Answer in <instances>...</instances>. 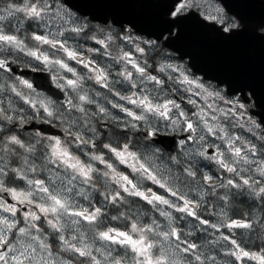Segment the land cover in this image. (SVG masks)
I'll return each instance as SVG.
<instances>
[{"label":"snow or ice","instance_id":"obj_1","mask_svg":"<svg viewBox=\"0 0 264 264\" xmlns=\"http://www.w3.org/2000/svg\"><path fill=\"white\" fill-rule=\"evenodd\" d=\"M201 3L202 0H175L164 15H170L176 19L165 20L164 23L167 25L165 30L171 33L172 28L179 27L181 22L191 14L190 10L199 8ZM105 5L110 6L109 8L135 6V4L128 3ZM216 12L217 15H209L206 19L222 26L218 31L227 34L221 35L222 40H231L245 34V24L241 26L234 19H226L223 8L216 9ZM18 13H22L29 20L38 22V28L46 29L45 34L33 31L30 36L26 37L34 42L33 47H29L25 38L10 34L2 26L3 21L15 17ZM66 16L67 13L64 12L63 6L53 8L49 0H23L19 6L12 3L5 8H0V72L11 70L8 59L3 57L5 52L9 55L13 52L24 53L47 66L58 67L72 73L73 78L55 77L54 79L58 81L57 87L68 89L74 95L69 96L64 104L58 107L57 103L50 99L38 102L33 100L22 91H17L15 85L8 86L0 83V92L7 87L33 109L37 111L42 109L48 118L67 117L69 128L65 131L71 144H75L78 150L82 146L96 148L93 138L85 136V133L89 132L92 136L96 135L97 130L92 127L93 120L102 116L104 119L116 122L117 117L112 116L108 108L90 95L89 90L84 88L83 82L86 79L94 80L109 92L114 89L109 83V75L105 68H101L95 61L85 57L79 50V46L69 45L68 40L74 35L82 34L87 25L72 20L70 16L66 19ZM240 19L245 20L243 16ZM56 21L60 22L59 27L56 31H52L50 25ZM224 24H227V27H223ZM169 38L172 40L185 39L183 29L181 28V31ZM258 38L264 40V36ZM124 39L130 42L132 40L129 36H125ZM191 39L195 41L196 38ZM107 40L111 41L112 37L108 36ZM97 43L105 48L108 47L104 39L97 40ZM141 43L151 48L157 47L153 41H141ZM44 45L47 49L42 50L41 46ZM88 51L96 52L99 49H88ZM135 51L143 54L145 48L137 43ZM56 53L62 54L63 58H54ZM105 54L110 55L107 52ZM183 54L189 55L188 52ZM118 59L126 62L124 70L118 75L132 89L151 82L154 89L159 86V91L163 92V80L148 71L146 61L142 66L129 52H122ZM67 61H75L83 65L89 74L81 76ZM129 64L136 74L135 77L133 71L127 69ZM166 70L179 73L178 83L186 86L185 91L191 93L187 103L192 105L195 111H186L174 99L153 95V89L147 87H144L143 91H131L127 95L115 92L120 101H126L134 107H126L123 103H113L112 107L118 108L120 112L125 113L127 118H130L123 122L125 127H135L137 122L147 121L151 117V119L165 121V126L173 132L177 128L187 132L188 135L178 142V146L185 148L189 143L192 144L191 148L183 152V155L190 159L185 166L181 167L179 173L174 174L173 172V167L180 163L176 156L168 157L166 163H157L161 160L159 148L145 147L143 150H133L136 146L131 142L122 145L117 143L116 146L112 143H103L102 148L106 149L120 164L127 165L132 172L137 174L135 182L128 175L118 172L113 163L106 160L103 154L89 151L85 153L88 159H82L72 150L68 140L55 136L42 137L37 134L39 140L36 144H25L17 135L0 136V192L9 193L17 204L27 206L22 218L17 219V205L0 199V264H73L72 260L64 259L60 251L53 250L52 244L48 242L49 235L58 241V248L61 251L84 258L81 264H216L215 256L200 251L203 244H197L189 239L194 235L192 231L184 232L176 225L177 217L173 215V211L181 214L180 219L192 218L195 221L192 227L205 233L209 229L219 232L221 228H226L231 232L234 229L253 231L258 227L262 234L261 238L264 240V217H258L253 213L248 219H232L227 211L235 196L260 200L262 202L261 211H264V158H255L256 153H264V143L257 148L256 144L231 134L224 123L237 114L243 116L248 105L241 102V98L226 100L225 94L218 90V87L206 85L199 79L191 78L177 65L161 64L159 71L165 72ZM61 80L63 82H59ZM219 80L221 84L231 81ZM231 82L235 87H230L229 91L237 87L236 81ZM19 83L32 89V84L27 80H20ZM244 87L251 89L248 95H256L250 84L244 83L240 90L243 91ZM193 97H198L199 100ZM221 103L230 107H221ZM89 105H95L96 111H90ZM237 110L241 111L237 113ZM9 111H16L11 103L7 109L0 106V121L12 122L18 119L21 124L26 122L22 116L8 114ZM73 112L77 115L72 116ZM248 123L250 132L260 127L254 120ZM72 127H78L81 130L73 132ZM240 127L244 125L241 124ZM3 131L4 128L0 126V133ZM146 135L154 136L156 133L153 131ZM208 137H215L221 143H209ZM258 139L264 142V135H260ZM45 140L46 143L43 142ZM209 148L215 151L210 154ZM17 149H23L25 155L20 156ZM38 150L40 157L36 156ZM13 156L20 159L19 167L10 166ZM33 157L41 159L39 166L34 163ZM200 158L215 162L219 169L232 174L233 178L220 180L208 173H203L198 177V169L194 170V164ZM93 161L104 165L105 170L101 171L92 163ZM52 165L57 167L53 168ZM40 172H46L47 178L38 179L29 176V174L38 175ZM257 175L260 177L259 180L256 179ZM6 178L9 182H15V178L23 180L26 183V189L6 187ZM97 179H103L105 187L109 184L118 186V190L114 192L107 191L101 194L104 201L115 204L126 200V197L121 194L122 191L152 206V209L158 212L166 223L161 225L156 219L143 223L138 214L134 216L128 212L122 214L121 217L111 218L113 221L126 222L127 230L108 227L106 230L96 231L97 225L103 224L101 219L103 207L91 205V196L85 186L98 192ZM143 180L158 185L175 199L158 194L151 188L142 190ZM218 190H223V195L219 194ZM208 197L223 205L213 213L217 217L215 223L202 218L200 214ZM77 198L88 200L89 206L82 205ZM5 213L9 215H4ZM82 228L87 231H82ZM89 232L92 243L89 242ZM96 240L104 242V245L94 247ZM219 240L231 245L225 255L235 257L237 261L247 257L258 261L259 264H264V254L246 251L230 235L221 233L218 239L214 238L205 243L216 245ZM113 245L122 247L125 254L123 256L113 255L111 247ZM129 252L131 253L130 258ZM94 253H99L102 259Z\"/></svg>","mask_w":264,"mask_h":264},{"label":"rangeland","instance_id":"obj_2","mask_svg":"<svg viewBox=\"0 0 264 264\" xmlns=\"http://www.w3.org/2000/svg\"><path fill=\"white\" fill-rule=\"evenodd\" d=\"M22 2H23V0H0V8H5V7H7L8 4H12V3H14V4H16V5L19 6V5L22 4ZM49 3L52 5L53 8H57V7L63 6L64 12L67 13L66 19L70 16L72 20H75L78 23L83 24V19L79 16V14L77 12L73 11L72 9L66 7L61 0H49ZM29 22L31 23L30 27L28 26V23ZM37 23L38 22H36V21H32V20L27 19L22 13H18V14H16L15 17H10L9 19L3 21L2 22V26L5 28L6 31L10 32V34H15V35L20 36L21 38H25V42L29 45V47H33L34 46V42L26 39V37L30 36L33 31H37L40 34H45L46 33V29H44L43 27H39L38 28L37 27ZM59 23H60L59 21H56V23L50 25L52 31H56L57 27H59ZM86 28H89V31L88 32L90 34L95 33L94 34L95 39L97 38V36L99 34H101L103 32L106 33L108 36H110L112 33L115 32L113 30V28L100 29L98 27H94L93 25H89V26L87 25V27H85V29ZM17 29H19V30L17 31ZM131 41L133 43L134 42L135 43L138 42V41H133V40H131ZM74 42L75 41L73 39H69L68 40V43L71 46L74 45ZM135 43H134V46H135ZM41 48H42V50L43 49H47V46L44 45V46H41ZM52 51H55V50H52ZM166 51H168L167 54H166L167 57H160L159 59L154 60L153 59L154 57H153L152 51L151 52H148L149 55H148V57H146V60H148L150 62L149 63L150 67L152 69L156 70L155 73H152V75L157 76L159 79L163 80V82H164L163 83V92L157 91V89L159 88V86H157L154 89V86H153V84L151 82H150V84H146V85H138L137 88H135V89H132L129 86V90H125V89H120V90L117 89V90H118V92L121 93V95H127L131 91H143L144 87H147L148 89H153V92H152L153 95H159L161 97L166 96L167 98L174 99V100L177 101V103H179V101L177 100V98H175L174 96H172L171 91L169 90V88L167 86H165V84H167L168 86L169 85L178 86V88L176 89V91L178 93H180V95L185 99V101L182 100V102L179 103V104H181V107L184 108L188 112H189V109H193L195 111V108L192 105H189L187 103V100H188L189 96L191 95V93L185 91V87L186 86H181L178 83L179 73L177 71H173V70H166L165 72H160L159 71V68H160V65L161 64L171 63L173 65H177L180 68H182L186 72V74L190 75L191 78H195L190 73H188V70L187 69H190V68H189V66H187V64L183 60H180L177 56H175L174 54H172V51L171 50L166 49ZM162 52H164V50ZM164 53H166V52H164ZM49 54L51 55V52ZM82 54L84 55L83 52H82ZM3 56H7V57H10V58H13V59L19 61L20 63H22L23 65L28 66V67H33V68L42 69V70H48V71L51 72V76H52L53 79L55 77L73 78L72 73H68L66 70L59 69L58 67L53 68V67L47 66V65L43 64L42 62L36 61L32 57L27 56L24 53L13 52V53H11V55H9L7 52H5L3 54ZM57 57L63 58L62 57V54H60V53H56V57H54V58H57ZM158 61H159V63H158ZM67 62L81 76H87L89 74L88 70L85 69L83 67V65H80V64H78L75 61H67ZM20 80H26V79H24L23 77H18V78L11 79V78L8 77V75H5L4 76L2 74V72H0V83H5L8 86L15 85L16 88H17V91H22L25 95H28L30 98H32L33 100H35L37 102L40 101V100H45V99L53 100L51 97H49L48 95H46L43 92L34 90L33 88L32 89H28L25 85H22V84L19 83ZM54 80L57 81L56 79H54ZM116 80H117V78H116ZM116 80H114V82L111 83L113 89L116 87L115 86ZM59 82H63V80H61ZM117 82H121V81L118 80ZM56 83H58V81ZM96 84L97 83L93 80L90 83V87H92L95 91H100L98 85H101V84H98V85H96ZM120 85L121 86H124V83H122ZM83 86H84L85 89L89 90L90 95H92L93 98L96 101H98L101 105L105 106L103 104V102L102 101H99L98 97L95 96L96 93L94 92V90H92L89 87V84H87V79L84 80ZM66 90L68 91L69 96H73L74 95L70 90H68V89H66ZM104 90H106V89H104ZM125 92H127V93H125ZM106 93L109 94V90H107ZM193 98L199 100L198 97H193ZM106 99H108L109 101L110 100L112 101L111 95H108V98H106ZM9 103H11L12 104V107L16 110L15 112L9 111L8 114H10V115L22 116L23 118L24 117L27 118V116H29V115H34V116L38 115V116H41V117H45L47 120L51 119V118H48L46 116V114L43 112L42 109H40L39 111H37V109H33L31 106H29L28 104L24 103V101L22 99H20L19 97H17L15 95V93L9 91L8 88L6 87L4 91L0 92V106H2V107H4V108L7 109ZM114 103H116L115 99H114ZM117 103H123V104H125L126 107H130V108L134 107L132 105L127 104L126 101H120L119 99H118ZM57 106L59 107L60 105L57 103ZM220 106L221 107H230L229 105H226L224 103H221ZM37 107H38V105H37ZM88 108H89L90 111H96V106L95 105H89ZM115 110H116V113L111 112V114H112V116H115V117L120 118V120H119L120 123L123 124V122L126 119H130V118H127L126 117L125 113L120 112V110L118 108H116ZM240 111L241 110H237V113H239ZM245 113L247 114V112H245ZM72 115L73 116H76L77 114L75 112H73ZM53 118H57V117H53ZM65 118H67V117L57 118V119L63 120ZM236 118L237 117H233V118H230L227 121H224L225 125L228 126L229 132L231 134H233V135H235V133H234L233 130L238 129V124H240V122H238ZM150 119H151V117H150ZM254 121H256V120H254ZM248 122H249V120L247 121V129H246L245 124H244V129L247 130L246 134L248 135L247 138L244 137V140L250 141L251 143L256 144L257 145V148H260L261 145H262V143H264V142H261L258 139V137L260 135H264L263 127L257 121V124L260 125V127L258 129H253V131L250 132V131H248V128H249V123ZM0 126H2L4 128V131L2 133H0V136L17 135L22 141H24L25 144H30V143L31 144H36L37 141L39 140V137L37 136V134H40V133H38V132H26V133L20 132L19 133V132H16L15 130H13V129L10 130L11 128L8 127L3 121H0ZM92 127L95 128L96 125L95 126H92ZM122 128H127V127H122ZM170 132H171V130H170ZM96 133H97V137L100 138L101 137L100 132L97 130ZM40 136L46 137L43 134H40ZM55 137H57V135ZM240 137H242V135ZM62 140H64V139H62ZM127 140H128V138L123 136V138L118 143L122 145L123 143H126ZM110 141L111 140L106 139V141H104L103 143H112V144H114L113 141H111V142ZM129 141H132L133 142V138L131 136H130V140ZM135 141H136V136L134 135V142L132 144L136 145V147H135L136 149H133V150H142L141 145L136 144ZM43 142L46 143V140L43 141ZM208 142L209 143H214V144H220L221 143V141L218 140V139H216L215 137H208ZM153 147L154 148H157L155 146H153ZM191 147H192V144L189 143L179 153H177L175 155H169V156H166V154L161 151V153H160L161 160L160 161H157V163H161V162L166 163L167 162V157H170V156H178V154H183V152L185 150H187V149H189ZM71 148H72V150L77 155H80L81 158L84 159V160H87L88 159V157H87V155H85V153H87L89 151H93V152L95 151L94 148H91V150H89L85 146H82L80 148V151L81 152L78 153L77 152L78 150H76L77 149L76 146H74V145L71 144ZM38 149H39V145H38ZM143 149H145V146H144ZM17 152H18V154L20 156L25 155L23 149H17ZM95 152H97V151H95ZM102 152H103L102 154L104 155L105 159L108 160L110 163H113L114 167L117 169L118 172H121V173H123L125 175H128L130 178L134 179V182H135V178L137 176L136 173L132 172V170L127 165L120 164L115 159V157H113L110 153H108V151L106 149H103ZM36 156L37 157H40V151L39 150H38ZM261 156H264V153L258 152V153L255 154V158L256 159H262V158H264V157H261ZM12 158L15 159V156H13ZM6 159H7V157H6ZM32 159H33V161H34V163L36 165L39 166L41 164V159L40 158L33 157ZM18 160L19 161L17 163L10 164V166L11 167H19L20 164H21V161H20V159H18ZM12 162L13 161H11V163ZM92 163H94L95 166L97 168H100L102 171L105 170V166L102 165V164H100L99 162L93 161ZM209 163H211V162H209V161H207V160H205L203 158H200L198 160L196 166H194V170L195 169H198V172H197V176L198 177H200L203 173H208L210 175H213L212 172H211V170H208V168H207V166H208ZM52 167L55 168L57 166L52 165ZM220 170L221 169H218V171H220ZM173 171H174V169H173ZM179 171H181V168L179 169ZM222 171H224V170H221V172ZM9 175H12V174L9 173ZM229 175H230V177L228 179L233 178V175L232 174L229 173ZM29 176H30V178L46 179L47 178V173L46 172H40L38 175L33 176L32 174H29ZM256 179L259 180L260 177L257 175L256 176ZM16 181L20 182V184L17 185L16 184ZM96 183H97V188L99 189L98 192L97 191H93L89 186H85L86 189H87V191H88V193L91 196V205L92 206H95V207H103V210H105L107 208L108 211H106V214H110V215L112 213L117 214V211H126V212H131L134 216L137 215V212H135L132 209H131V211H129L128 209H124V208H121L120 210L119 209L118 210H115V209L112 210L111 208L113 207V204H111V203H109L107 205V207L106 206L104 207L103 205H104L105 202H104V200H100L101 199L100 195L103 192V188L105 187V184H104L103 179H97ZM6 187L16 188L18 190H20V189H26V183L23 180H20L19 178H15V182H9L7 180V178H6ZM111 187L112 188H118V186H116L115 184H111ZM192 187H195V185H192ZM148 188H151L153 191H155L157 193L159 192L162 195L164 194L165 196H168L170 199H175V198L170 197V194L169 193H166L164 189L159 188L158 185L153 184L151 181L143 180L142 181V190H146ZM184 190L186 191L187 189H184ZM121 193H123V192L121 191ZM193 195H194V193H193ZM123 196H125L126 199L128 200V194H124ZM0 199H3V200L7 201L10 204H16L17 205V208H18L17 219L22 218L23 211L26 210V207L27 206L17 204V202L12 199L11 195H9V198H6V197L5 198H2L0 196ZM77 199L79 200V202L82 205H84L86 207L89 206V201L88 200H84L82 198H77ZM250 199H253V198H250ZM240 200L241 199L239 198L237 201H240ZM257 202H258V206L255 207V208H253L252 214L255 213V214H257L258 217H264V211H261V208H260V205H261L262 202L260 200H257ZM241 211H240V214H241ZM4 215H9V214L5 213ZM138 215L140 216V218L142 217V215H140V214H138ZM173 215L175 217H177L176 225L179 228H181V226L178 225V224H180V218L179 217L181 216V214L180 213H175L173 211ZM146 217L149 218L150 221L152 219H156L157 221L160 220L161 221V225H163V224L166 223L165 219L163 217H160L159 215H158V219L155 216L147 215V214L145 216V219H147ZM229 217L232 218V219H238L239 218V217L235 218L231 214H230ZM178 218H179V221H178ZM101 219H103V217H101ZM243 219H246V217H244ZM125 223L126 222H124V221H113L112 225L109 226V227H119L122 230H127L125 228ZM188 228L190 230H193L194 229L196 231H200V230H197V229L193 228L192 227V224L189 225ZM97 229L100 230L99 227H97ZM81 230L82 231H87V229H84V228H82ZM235 230H237V229H235ZM243 230H245V231H241L242 233H249V232H246V229H243ZM210 232L209 231L207 232L208 233V237H207V239H205L203 241V245L204 246L200 249V251L201 252H204L205 254L215 256L216 257V264H259L258 261L251 260L250 258H247V257L242 258V260H240V261H237V260H235V257L225 255V253L231 248V245L228 244L225 241L223 242V240H219V243L218 244L221 245L220 247H218V246H215L214 248L211 247V244L210 243H205V241H211L212 239H214V236L213 235L216 234V233L215 232L210 233ZM235 232L236 231H233L232 230L231 232L228 231V232H221V233H223L224 235H230L232 239H236L237 242L240 243L241 247H243L246 251L264 254V250H253V249H247V248H245L244 242L241 241V239H240V236L243 237L242 233L241 232H238V234H236ZM258 233L259 234H257V233L256 234H257L258 238H260L262 236L261 231H258ZM88 235H89V242L92 243L93 241L91 240V233L89 232ZM215 239H218V237L216 236ZM260 241H262L264 243V240H262V238H261ZM48 242L50 244H52L54 251H60V255L64 259L72 260L73 264H81V262L83 261L84 258H78L76 256H73L71 253H66V252L61 251L58 248V241H56L51 235L48 236ZM102 245H104V242H102V241L96 240L94 242V247H101ZM105 247H107V246L105 245ZM111 247H112V250H113V255L123 256L125 254V250L122 247H120L118 245H113ZM94 254L97 255L98 258H101L102 259V257L100 256L99 253H94ZM128 255H129V258H130L131 257V253L129 252Z\"/></svg>","mask_w":264,"mask_h":264},{"label":"water","instance_id":"obj_3","mask_svg":"<svg viewBox=\"0 0 264 264\" xmlns=\"http://www.w3.org/2000/svg\"><path fill=\"white\" fill-rule=\"evenodd\" d=\"M64 1L79 13L90 15L91 19L95 21L106 22L109 16L112 17L114 23L117 25H123L127 20L131 21L129 24L136 31L147 33L149 36L156 37L157 39H161L164 34L169 33L165 30L167 25L164 21L176 19L170 17V15H164V13L169 11L172 4L165 3L163 0ZM222 1L229 8L228 3L225 0ZM231 2L230 4L232 5ZM112 3H128L143 6L109 8L110 6L105 5ZM253 8L257 10L256 15H261V18L264 19V7ZM246 9V11H249V8ZM243 14L246 19L251 16H248L246 12ZM197 16L198 14H195L200 26H198L199 24L196 26L190 25L186 22V19H184L179 27L172 28L171 34L175 28H177V32L181 31L182 28L185 39L172 40L168 38L164 41L166 47L177 52L181 58H189L190 66L193 70L203 74L207 79L215 80L220 85L223 84L220 83L219 79L236 81L237 87L235 90L229 91L230 93L241 91L240 88L243 87L244 83L250 84L256 87L257 102L261 103L264 101V40L250 36L247 33L231 40H222L220 38L221 35L227 34L219 32L218 30L220 28L216 25H209L200 20ZM192 17L193 16H191V18ZM192 37L196 38L195 41L191 39ZM185 52H188L189 55H184L183 53ZM4 58L8 59L9 69H11L10 71L4 70L9 76H22L29 79L33 83L34 88L45 91L56 101L64 104L68 96L65 91L53 85L49 71L29 68L14 59L8 57ZM246 90L251 91L250 88L244 87L243 92ZM253 97L255 98V96ZM258 103H256L258 110L255 111V114L260 118V122L264 127V109H262ZM25 121L26 122L23 124L16 120L8 123L19 131L39 130L44 134L67 137L65 130L68 128L62 125H53L44 119L41 120L39 117L27 119ZM187 135L188 133L184 131L179 137H177L175 133H170V135L158 137L153 144L167 153L173 154L180 150L178 146L179 139ZM1 194L3 197L9 198V193L1 192Z\"/></svg>","mask_w":264,"mask_h":264},{"label":"flooded vegetation","instance_id":"obj_4","mask_svg":"<svg viewBox=\"0 0 264 264\" xmlns=\"http://www.w3.org/2000/svg\"><path fill=\"white\" fill-rule=\"evenodd\" d=\"M61 1L63 2V4L66 7L72 9L73 11H75V12H77L79 14V16L83 19V24H86L88 26L89 25H93L94 27H98L100 29L113 28V30L115 31L114 33H112L110 35L112 37L111 41L107 40L108 35L106 33H104V32L99 34L96 39H92V37H94L95 33L90 34L88 32L89 28H86L84 30V32L82 34H80V35H74L71 39H73L75 41L73 47L79 46V50L84 53L85 57H87L89 60L95 61V63L97 65H99L101 68H105L107 70L108 75H109V83L110 84L112 82H114V80H116V78H117V80L115 82L116 83L115 84L116 87L114 88L113 92H109V94L106 93V91L108 89H106L102 85H98V84H96V85H98L100 91H95L92 87H90V83L93 80L87 79V84H89V87L92 90H94V92L96 93L95 96L98 97L99 101H102L103 104L105 105V107L108 108L110 112L116 113V110H115L116 108H113L112 104L114 103V99H115V101L117 103L119 97H117L115 95V92H118L117 89H119V90L120 89L129 90V85H127L126 82L123 81V78L120 75H118L120 72H122L124 70L126 62L120 61L118 59V57L122 54V52H129V53L132 54L133 58L137 59V61L141 63L142 66H143L144 61H146L147 64H148V71L151 74L155 73L156 70L152 69L150 67V65H149L150 62L148 60H146V57H148V55H149L148 52L152 51L154 60L159 59L160 57H167L166 54H167L168 51H166V49H169V48L166 47V45L164 44V41H166L170 36L175 35L176 29H175L174 33H172V34L171 33H166V34L163 35V37L161 39H157L156 37L149 36L147 33L136 31L129 24L128 20L126 22H124L123 25L115 24L111 16L108 17V20L106 22L95 21V20L91 19L90 15H83V14L79 13L78 11L74 10L64 0H61ZM163 1L165 3H171L172 5L175 3V0H163ZM225 1L228 3L229 8L232 7L231 8L232 10L229 9L222 0H202L201 6L199 8L190 10V13H191L190 15L193 16V17L191 18V16L188 15V17L186 19V22L188 24H190V25H194V26L198 25L199 21L195 17V14H198L197 17L200 20L208 23L209 25L210 24H214L218 28H221L222 26L219 23H216V22H214V21H212L210 19H206V17L209 16V15H217L216 9L223 8L224 9V13L223 14H224L225 18L226 19H234L238 23H240L241 26H243L245 20L241 21L240 17L243 16L244 15L243 13L246 12L248 16L251 15L250 18H248L247 20L250 21L251 23H253L254 25L255 24H259L260 27L257 30L261 31V32H264V24H261V20L263 18H261V15L260 16L256 15L257 10H254V8H253V7L261 8V6H263V0H225ZM230 2L232 3V5L230 4ZM245 6H247V7H245ZM246 8H249V11H246L247 10ZM172 18H174V17H172ZM198 26H200V24ZM223 27H227V24H224ZM125 36L131 37L133 41H138V42H136V43L134 42V43L135 44L139 43L141 47H144L145 48V52L143 54L137 53L135 51L134 43L132 41L130 42L129 40L124 39ZM100 39L106 40V43L108 45L107 48H105L103 45H100V44L97 43V40H100ZM141 41H153L156 44L157 47L151 48L148 45H146L144 43H141ZM88 49H99V51L89 52ZM163 50L166 53L162 52ZM106 52L110 53V55L105 54ZM172 54L177 56L180 60H183L187 64V66H189L190 69H187L188 73H190L192 76H194L196 79H199L201 82L205 83L206 85L210 84L213 87H218V89L221 90L225 94V98L227 100L228 99H234V98H241V102H243L246 105H248V108H247V111H246L247 114L245 113L243 116H239V114H237L235 116V117H237L236 119H237L238 122H240V124H238V129L233 130L234 133H235V136H239V135L241 136L242 135L243 139H244V137L247 138L248 137V135L246 134V132H247V130H246L247 129V121L248 120L249 121L256 120L255 121L256 123H257V121L260 123V118L255 114V111L258 110L256 103H254L255 102V98L253 96L250 97L248 95L250 93V90H246L244 92L243 91H238V92H235V93H230L228 89L227 90L225 89L224 85L223 86L219 85L216 81H214L212 79H207L201 73H198V72L194 71L190 67V62H189L188 59L181 58L179 56V54L174 52V51H172ZM158 63H159V61H158ZM127 69L129 71H133L132 66L130 64L127 65ZM2 74L4 76L6 75L4 72H2ZM135 75L136 74L133 71V76L135 77ZM18 77H16V78H18ZM118 80H120L121 82H117ZM52 81L54 82L55 85H57V83H56L57 81H55L54 79ZM122 83H124V86L120 85ZM147 84H150V82L147 83ZM165 86H167L169 88V90L171 91L172 96L177 98L179 103H181L182 100L185 101V99L180 95V93H178L176 91L178 86H174V85H169L168 86L167 84H165ZM104 89H106V90H104ZM64 90L69 95L68 91L66 89H64ZM40 92H42V91H40ZM97 93H99V95H97ZM125 93H127V92H125ZM108 95H111L113 102L110 100L111 103H109V100L105 99V98H108ZM59 105H61V104H59ZM192 111H194V110L193 109H189V112H192ZM37 117H41V116L29 115V116H27V118L24 117V119L25 120L26 119H33V118H37ZM48 121H50L53 124H62V125H64V126L69 128L68 118H65L63 120H59L57 118H51ZM4 123L8 127L11 128L10 130L13 129L10 125H8V123H6V122H4ZM241 124H243V125L245 124L246 129H244V127H240ZM95 125H96L95 129L100 132L101 137L98 138L97 137V133H96L95 136H92V134L90 132L89 133H85V136H86V138H88V137H92L93 138V140L96 143L95 151H97V153L102 154V150H101L102 144L108 138V136L110 134V131L113 128V123H112L111 120L104 119L102 116H99V117H96L93 120V122H92V126H95ZM71 130L73 132H76V131H80L81 129L78 128V127H72ZM263 130H264V127H263ZM119 131H120L122 137L124 136V137L128 138L127 142L130 140V136L133 138V142H134V135L129 134V130L127 128H121V129H119ZM16 132H19V131H16ZM20 132H22V133H26V132H38V133H40L39 131H25V132L20 131ZM170 133H175V132H170ZM180 133H177V134H180ZM45 136L46 137H51V135H45ZM62 139H64V138H62ZM64 140H68V142L71 144L70 138H66ZM114 144H113V146H116L117 142H114ZM72 145L76 146L75 144H72ZM85 147L88 148L89 150H91V146H85ZM134 149H136V148L134 147ZM76 150H78V149H76ZM181 150H183V148H181ZM78 151L81 152L80 149ZM208 151L211 154L215 150L212 149V148H209ZM261 157H264V156H261ZM207 168H208V170H211V172H212V174L214 175L215 178L218 177L220 180H226V179H228L230 177L229 173H226L225 171L221 172V170L218 171L219 168L217 167L215 162L209 163ZM218 192H219V194L223 195V190H218ZM121 194L124 195L126 193H121ZM0 196L2 198H5V197L2 196L1 192H0ZM100 197H103V196L100 195ZM128 198L140 199L138 197H131V196H128ZM254 200H255V203H256V207H257L258 206L257 199H254ZM222 206L223 205H222L221 202H217L213 198L208 197L207 198V203L202 206L201 210H206L207 219H209L210 221L215 223V222H217V217L213 213L218 211L219 208H221ZM232 206L233 205H231V207L227 210L228 211V216H230V214L233 215V216L235 215L234 213H235L236 209H232ZM250 206H251V204H250ZM147 215H149V214H147ZM238 219H242V218L239 217ZM141 220H142L143 223H149L150 222L149 218L143 219L141 217ZM111 222L113 223V220H111ZM112 223L111 224H106V225L102 224V226H98L97 225V227H99L100 230H106L109 226L112 225ZM237 230L245 231L243 229H237ZM258 230L260 231L259 228H258ZM209 231L215 232L214 230H211V229H209ZM228 231L229 230L226 229V228H221L219 230V232H228ZM233 231H235V229Z\"/></svg>","mask_w":264,"mask_h":264},{"label":"clouds","instance_id":"obj_5","mask_svg":"<svg viewBox=\"0 0 264 264\" xmlns=\"http://www.w3.org/2000/svg\"><path fill=\"white\" fill-rule=\"evenodd\" d=\"M135 7H141V5H135ZM261 7H264V6H261ZM244 24H245V33H247L248 35L253 36L255 38H258L260 36H264V32L257 30L260 27L259 24L254 25L253 23H251L247 19H245ZM261 24H264V19L261 20ZM223 85H224L226 90L229 89L230 87H232V88L235 87V85L231 81L225 82ZM250 86H251L252 90L255 91V93H256V87L254 85H250ZM162 87H163V85H162ZM157 91H159V88L157 89ZM249 96L251 97V95H249ZM257 100H258V97H257V95H255V102L254 103H258ZM109 102H111V101H109ZM258 104L262 109H264V101H262L261 103H258ZM40 119L43 120V119H45V117H40ZM119 120H120V118L117 117L116 122L112 121L113 128L110 131V134L107 138V139H109L113 142H117V143L120 142V140L122 139V136H121L119 129H121L122 127H125L124 124L119 122ZM127 128L129 130V134L136 136L135 143L141 145L142 150H143L144 146H147L150 149H155L153 147V141H155L158 137L170 135V130H171L170 128L165 126V121L158 120V119H149L147 121H140V122L136 123L135 127L128 126ZM153 131L156 133V135H154V136L146 135L148 132H153ZM171 132H173V131L171 130ZM174 132L179 133V132H181V130L179 128H177ZM129 142L133 143L132 141H129ZM159 150L161 153V149H159ZM176 157L178 158L180 163L178 166L173 167L174 174L179 173V169L181 167L185 166L187 164L188 159H190V157H185L183 154H178V156H176ZM207 161L213 162L211 160H207ZM196 164L197 163H195L194 166H196ZM116 190H118V189L112 188L111 184H109L107 187L103 188L102 193L107 192V191H113L114 192ZM113 205H115L117 208H119L121 205H124L128 208L129 211H131V209L135 206L132 202H130L127 199L122 201V202H117ZM127 213L128 212H126V211H117V214L112 215L111 218L112 217H121L122 214H127ZM96 231H99V230L96 229Z\"/></svg>","mask_w":264,"mask_h":264},{"label":"trees","instance_id":"obj_6","mask_svg":"<svg viewBox=\"0 0 264 264\" xmlns=\"http://www.w3.org/2000/svg\"><path fill=\"white\" fill-rule=\"evenodd\" d=\"M31 23L29 22L28 23V26L30 27ZM11 78V77H9ZM13 79V78H11ZM11 161H13L11 164H15L17 163L19 160L18 158L15 157L14 158H11ZM16 184L19 185L20 182L16 181ZM100 186V185H99ZM241 199L240 201H237L238 199ZM100 200H104L103 197H101ZM128 200L130 202H132L135 206L132 208L135 212H137V214H140L142 215V217H145L146 214H149V215H152V216H155L157 217L158 219V212H156L154 209H152V206L148 205L145 201L141 200V199H130L128 198ZM232 209H236L235 211V216L236 217H241V218H244L246 217V219H248L250 216H252V210L253 208L256 207V203H255V200L254 199H250L246 196H235L234 198H232ZM104 207L109 204L108 202L104 201ZM258 203V202H257ZM251 204V206H250ZM162 208L165 207V206H161ZM121 208H124V209H128L126 206L124 205H121L119 208H117L115 205H113V207L111 208L112 210H120ZM242 210V211H241ZM106 211L107 208L105 210H103V225H106V224H111V216L112 215H116L114 213H112L111 215L110 214H106ZM240 211H241V214H240ZM201 216L202 218L204 216H207V212L206 210H202L201 211ZM119 221V220H118ZM178 221H179V218H178ZM190 221V222H189ZM158 222L161 223L160 220H158ZM195 221L192 219V218H188V220H185V219H180V225L181 226V229L184 231V232H188V231H192L194 233V235L192 237H189V239L192 241V242H195L197 244H203V241L205 239H207L208 237V233H205L203 231H196V230H190L188 228L189 225L191 224H194ZM100 226V225H98ZM102 226V225H101ZM236 234H238V232H241L240 230H235ZM258 227H256L255 230L253 231H250V230H246V232H249V233H242L243 237L240 236V239L241 241L244 242V246L245 248L247 249H253V250H264V243L261 240V237L258 238L257 234L258 233ZM210 232V231H209ZM212 233V232H210ZM216 234H214V238L217 236L219 238L221 232H215ZM257 233V234H256ZM235 234V235H236ZM255 235V236H254ZM224 242V241H223ZM215 246H218L220 247L221 245L220 244H216V245H212L211 244V247H215Z\"/></svg>","mask_w":264,"mask_h":264}]
</instances>
